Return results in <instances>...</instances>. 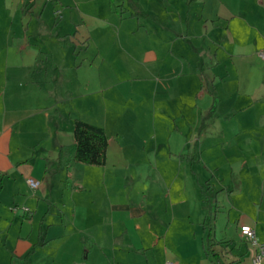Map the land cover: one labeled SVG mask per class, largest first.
<instances>
[{"label": "crops", "instance_id": "crops-1", "mask_svg": "<svg viewBox=\"0 0 264 264\" xmlns=\"http://www.w3.org/2000/svg\"><path fill=\"white\" fill-rule=\"evenodd\" d=\"M36 1H27L31 9L54 10L47 34L40 17L22 31L14 20L4 23L0 36V264H214L204 253L202 186L220 209L218 239L233 243L239 264H252L254 248L240 228L249 226L264 242L262 0L263 16L240 22L259 39L249 34L237 54L231 36L216 35L236 18L226 0H211L206 23L190 13L197 0L188 7L181 0L177 14L161 21L159 10L147 15L136 0H100L102 15L94 16L81 12L86 1L75 0L77 10L61 0ZM184 30L194 36L192 47L183 45ZM113 39L115 54L103 48ZM236 55L249 63L247 84L226 65ZM91 87L122 94L99 125L108 139L103 166L73 160L63 108L71 89L84 97ZM150 98L147 115L140 110ZM213 100L216 111L199 131ZM124 101L132 106L120 114ZM136 178L145 191L118 182L135 185Z\"/></svg>", "mask_w": 264, "mask_h": 264}, {"label": "rangeland", "instance_id": "rangeland-1", "mask_svg": "<svg viewBox=\"0 0 264 264\" xmlns=\"http://www.w3.org/2000/svg\"><path fill=\"white\" fill-rule=\"evenodd\" d=\"M27 1L28 0H0V36H1V34H4V31H5L4 30L5 24L4 23H7L9 21L14 20L13 24L17 25L18 31H22L25 28L26 22L29 21V19L37 22V20H39L40 17H41V20H43L40 22L38 21V24L40 25V29H41L40 31H42L46 34L48 33L49 30H48L47 26H49V24L51 23V20L54 17V15H53L54 10H53L52 6L45 5L43 11H42L43 8L41 10H40V8L31 9V5L29 6V2H27ZM50 1L51 0H46V2H48L49 4H50ZM74 1L75 0H61V2L66 3L68 5V7L71 8V10H75L77 8ZM76 1H79V2L86 1L87 2V4H83L84 6H80L81 12L84 14V16H87L88 14L90 16H94L96 14L102 15V12L100 10V0H81V1L76 0ZM192 1H194V0H192ZM39 2H42V0H38L37 5L39 4ZM136 2H137L136 5L141 7L144 11H146V12L148 11L147 15H149L150 12H153V10L154 11L159 10L158 12L161 13L159 16V19L162 16H167V14L169 12L176 15L177 14L176 13L177 7H179L180 5L182 6L181 0H167L166 4H164L165 2L163 3L162 0H136ZM170 2H172V5ZM226 2L229 4V8L232 11V13H234L233 15H236V18L234 19V21L232 23H230L231 26L228 28V31L225 30V31H227L226 33L225 32H218V33H216V35L222 34V36L219 38L220 41H221L222 37H224V36H227V37L231 36L232 37V38L230 37L231 38L230 44L232 45L231 49L237 54L238 53L237 48H243L242 44H243V42L245 43L246 39L249 37V34L252 37H253L252 32L254 34H256V32L254 30H251L248 33V30H250V29L247 28L246 26L245 27L242 26V23H243L242 19L245 18V20H249V21L254 22L256 20L257 15L260 17L263 16V11H262L263 9L261 8L259 0H226ZM262 2H263L262 5H264V0H262ZM193 3H195L194 8L191 7L193 9H190V13L191 12H193V13L198 12L199 15L202 14V16H203L202 21H203V23H206L207 22V20H206L207 8L213 7V6L215 7L216 4L214 2H212L211 0H208V3H206V0H197L196 2H193ZM183 4H184V6H187V7L189 6V2H187V0H186V3H183ZM85 5H87V6H85ZM90 5H91V7H89ZM160 5H162V6H160ZM169 5H171V8L169 7ZM198 5H200V6L203 5L202 7H204V10H202V12H200V9L197 8ZM82 7H84V9ZM161 7L164 9L163 12H161V9H162ZM41 12H43V14H41ZM56 13H58V12H56ZM153 16L155 17V16H157V14L152 15V17ZM161 19H160V21H161ZM240 22H242V23H240ZM155 24L152 23V25H153L152 28L155 26ZM150 26H151V24H150ZM141 28H139V29H141ZM142 30H143V28H142ZM222 31H224V30H222ZM141 32L143 33L144 31H141ZM186 33L187 32L185 30L181 33V35H182L181 40L183 42V45L192 47L195 44V40H194V38H192L193 35L187 33L188 35L186 36L185 35ZM256 36H257L256 39H259L258 33L256 34ZM117 41L119 42V39H117V40L113 39V40L105 43L104 44L105 46H103V48H107L111 51L112 54H115L113 51L118 50L117 48L119 46ZM72 43L73 42L71 41V48H73V46H74ZM1 44L3 45L4 42H2ZM253 45H254V43H253ZM253 45H251V46H253ZM0 48L2 49L4 47L1 46ZM79 48H80V46L78 45L77 49L79 50ZM228 48H230V47H228ZM78 61H79V58L76 59V62H78ZM258 62H260V61H258ZM263 62H260V63L263 64ZM244 64H246V66L249 67V63H247V62L245 63L243 61L242 57H240L238 55L231 57V59L226 62L227 66L234 67L237 70V75L234 74L235 75L234 79L238 80V76H241V78L243 79L242 83L247 84L248 81L245 78L247 77L248 74L246 73L244 75V72H245ZM71 72L72 71H70V73ZM71 77H73L72 73H71ZM234 79H232L233 82H235ZM242 79H240L238 81H242ZM134 84L137 85V83H134ZM140 85H142V83ZM118 91H119V89L116 90L115 87H107V88L104 87L102 89V91L99 90L98 88L91 87L87 91L86 95L84 93V97L83 96L79 97L78 94H76V90L71 89V97L69 99H66L65 105H63V108H65L67 113L69 112L70 120H71V126H70V131H69V136H68L69 142H71V139L73 138L72 137V125H73V121L75 119H81L85 122L91 123V124L96 125V126H99L103 122V120L106 122L107 115H106V113H104V109H107V108L112 106V105H110V102H112L114 100L118 101L120 98H122V96H121L122 94L119 95ZM151 101H152L151 98L149 99V102L145 101V103H143V105H142V108L145 107V110H140V112H145V114L147 113V115L150 114V112H153V105H152ZM124 102H125V104L119 105L116 108L120 114H122L121 112H125V111H123V109H126L129 106H132L131 102H129V101H124ZM124 102H120V103H124ZM144 104H145V106H144ZM216 105H217V102H216ZM159 107L160 106L156 105L155 108L159 109ZM61 110H62V107H61ZM115 122L116 121H114L113 117H112V121H110V123L115 124ZM253 122H254L253 120H249V122L244 123V124H247V126L246 125H244V126L246 128H248V127H250V125L253 124ZM144 123L147 124L148 121H144ZM258 123L259 122H257V124ZM118 124H120V122H116V125H118ZM232 124H233V122L231 123V125ZM116 127L118 128V126H116ZM229 127H232V126H229ZM140 137L143 138V136H140ZM66 139H67V137H65V140ZM153 139L154 138H149L148 143H152L151 141H153ZM159 139L161 140V138H159ZM262 140H264V137H262ZM218 160H219V164H221L223 161L222 159L221 160L218 159ZM111 162H112V159H111ZM123 164H120V165L123 167L124 166ZM144 165H145L144 168H146V164H144ZM144 168L140 167L141 173L144 172ZM118 182L119 183L121 182L122 185L124 184L123 185L124 188L128 187L130 189L133 186V187H135V189H137L136 187L141 186L143 191H145L144 188L146 186H144V184H146V182L144 183L143 179L137 181V178H136L135 182H134L135 185L129 184L128 180L124 181L121 179ZM122 185L120 188H122ZM122 191H124V189ZM138 191H142V190L138 189ZM218 210L220 211V209H218ZM230 216L232 217V214H230ZM214 224H215V221H214ZM219 228H216V229H218V231L214 232V236L216 238L220 237ZM248 257H249V253L246 252L243 256V263L247 260Z\"/></svg>", "mask_w": 264, "mask_h": 264}, {"label": "trees", "instance_id": "trees-1", "mask_svg": "<svg viewBox=\"0 0 264 264\" xmlns=\"http://www.w3.org/2000/svg\"><path fill=\"white\" fill-rule=\"evenodd\" d=\"M216 106V100H213L209 110L201 118L199 131L203 130L206 121L214 115ZM72 137L74 142L73 160L75 162L93 166H103L105 164L108 139L101 127L75 119L72 125ZM201 193L207 207V215L202 223L205 231V255L214 264H239V258H234L231 255L233 243L214 236V221L218 207L217 201L209 193L208 187L202 186ZM22 264H26L25 259Z\"/></svg>", "mask_w": 264, "mask_h": 264}, {"label": "built area", "instance_id": "built-area-1", "mask_svg": "<svg viewBox=\"0 0 264 264\" xmlns=\"http://www.w3.org/2000/svg\"><path fill=\"white\" fill-rule=\"evenodd\" d=\"M261 57H264L263 53L259 54ZM27 183L31 187H36L38 182L34 181L32 179H28ZM23 211H29L28 208L23 207ZM240 234L243 238V240L248 243L252 248H254V254L252 257V264H262L264 261V242L258 241L255 233L252 228L249 226H241L240 228ZM166 264H172V263H166Z\"/></svg>", "mask_w": 264, "mask_h": 264}]
</instances>
